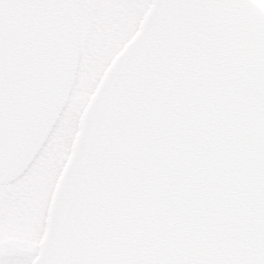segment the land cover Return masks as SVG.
I'll list each match as a JSON object with an SVG mask.
<instances>
[{"label": "water", "instance_id": "water-1", "mask_svg": "<svg viewBox=\"0 0 264 264\" xmlns=\"http://www.w3.org/2000/svg\"><path fill=\"white\" fill-rule=\"evenodd\" d=\"M78 60L67 0H0V182L42 149ZM68 165L35 264H264V7L152 0Z\"/></svg>", "mask_w": 264, "mask_h": 264}, {"label": "rangeland", "instance_id": "rangeland-1", "mask_svg": "<svg viewBox=\"0 0 264 264\" xmlns=\"http://www.w3.org/2000/svg\"><path fill=\"white\" fill-rule=\"evenodd\" d=\"M257 1L264 5V0ZM134 4V0H126L123 8L121 0H87L81 17L79 63L68 103L49 136V146L41 149L16 184L26 187L24 197L28 200L22 204L9 200L3 206V235L9 243L28 246L23 236L29 233L31 217L35 219L39 214L35 241L38 244L43 241L53 198L72 157L84 115L113 62L138 33L152 0H139L137 6ZM21 205L32 211L27 210V216L22 213L14 222L12 212L21 211Z\"/></svg>", "mask_w": 264, "mask_h": 264}, {"label": "flooded vegetation", "instance_id": "flooded-vegetation-1", "mask_svg": "<svg viewBox=\"0 0 264 264\" xmlns=\"http://www.w3.org/2000/svg\"><path fill=\"white\" fill-rule=\"evenodd\" d=\"M134 1H135L134 6H137V2L139 0H134ZM255 1L258 2L257 0H255ZM121 2L123 4V8H124L126 0H121ZM127 2L132 3V1H127ZM67 3H68L69 8L75 13L76 18H77V22H78V51L80 53V50H79V48H80V36L82 33L81 17H82V14L85 12V8H87V5H86L87 0H67ZM258 3L264 7V5L262 3H260V2H258ZM126 45H127V43L125 44V46ZM125 46H124V48H125ZM78 63H79V60H78ZM51 133H52V131H51ZM51 133H50V135H51ZM48 139H49V137L47 138L46 142L44 143L42 149L46 146H49V144L47 143ZM53 141L55 142V140H53ZM53 149L55 150L56 146H54ZM27 169H26V171H27ZM24 173L22 175H24ZM20 177H18L17 179H15L13 181H10V182H6V183L0 182V264H34L36 259L38 258L39 253H40L39 250L41 249L40 244H41L42 240H40V242H39L40 244L37 243V240L35 241V236H36L35 231L37 229V225H39V220L41 218V216H39L40 214L39 215L37 214L39 212L40 208H38L37 209L38 212H36V215H38V216L35 219H33V217H31V222H30V226L28 229L29 233H25V235L23 236V239L26 238L25 244H28V246L22 247V246H18V245H13V243H9L10 241H8L6 239V237L3 235V218H4V214H5L3 206L6 205V202L7 201L9 202V200L12 202H16V204H22L28 200V198L24 197L26 187L21 188L20 184L16 185V184H18ZM21 208H22L21 211L17 210V211L12 212V214H13L12 219L14 222L18 221V218L22 213L26 214L27 210L32 211L31 209H29V207L25 208L24 205H21ZM26 216H27V214H26ZM27 221H28V219H27ZM10 261H13V262H10Z\"/></svg>", "mask_w": 264, "mask_h": 264}, {"label": "bare ground", "instance_id": "bare-ground-1", "mask_svg": "<svg viewBox=\"0 0 264 264\" xmlns=\"http://www.w3.org/2000/svg\"><path fill=\"white\" fill-rule=\"evenodd\" d=\"M70 162V161H69ZM72 163V162H71ZM71 165V164H70ZM70 165H68L69 167H70ZM69 167H67V169H66V171H65V177H66V174H67V170H69L70 168ZM59 200V201H58ZM58 202V204H57V206H56V203ZM60 203H61V198L60 199H55V204L53 205V208H52V212H51V219H50V222H49V225H48V231H50L51 229H52V227H53V225H52V222H53V218H54V214L56 215V213H57V211H58V208H59V206H60ZM35 263H36V261H35ZM34 263V264H35Z\"/></svg>", "mask_w": 264, "mask_h": 264}]
</instances>
